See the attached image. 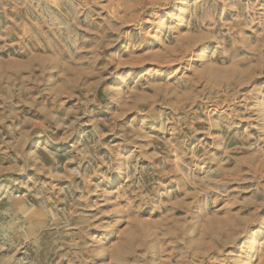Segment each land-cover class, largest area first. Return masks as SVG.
I'll list each match as a JSON object with an SVG mask.
<instances>
[{
  "label": "rangeland",
  "instance_id": "rangeland-1",
  "mask_svg": "<svg viewBox=\"0 0 264 264\" xmlns=\"http://www.w3.org/2000/svg\"><path fill=\"white\" fill-rule=\"evenodd\" d=\"M0 264H264V0H0Z\"/></svg>",
  "mask_w": 264,
  "mask_h": 264
},
{
  "label": "bare ground",
  "instance_id": "bare-ground-1",
  "mask_svg": "<svg viewBox=\"0 0 264 264\" xmlns=\"http://www.w3.org/2000/svg\"><path fill=\"white\" fill-rule=\"evenodd\" d=\"M112 186V185H111ZM115 236V230L112 232V234L109 236V242L113 240Z\"/></svg>",
  "mask_w": 264,
  "mask_h": 264
}]
</instances>
